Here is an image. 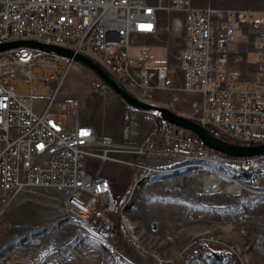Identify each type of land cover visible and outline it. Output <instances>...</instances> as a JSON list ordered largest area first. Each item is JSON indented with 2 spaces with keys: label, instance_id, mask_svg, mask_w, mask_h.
<instances>
[{
  "label": "built area",
  "instance_id": "built-area-1",
  "mask_svg": "<svg viewBox=\"0 0 264 264\" xmlns=\"http://www.w3.org/2000/svg\"><path fill=\"white\" fill-rule=\"evenodd\" d=\"M161 12L182 15L183 47L175 65L148 68L149 46L139 44V56H132L129 47L138 38H157ZM241 24L255 28V35L246 40L254 53L252 62L233 48L235 28ZM19 40L87 56L145 103L154 104L157 94L171 95L172 100L176 93L198 95L200 105L191 107L199 114V124L233 144L264 143V11L255 18L250 11L194 7L190 0H0V44ZM60 60L67 62L61 72ZM73 64L67 57L26 47L0 52V202L55 193L58 197L51 199L60 205L62 226L94 242L110 264H138L116 247L121 232L128 245L156 264H170L187 254L193 259L201 247L231 249L220 235L205 232L190 240L175 259H162L140 243L131 223L137 194L153 175L190 170L203 193L221 192L225 182L228 194L240 195L247 187L245 179L264 172V156L222 155L194 133L157 116L137 146L129 145L136 133L133 123L122 130L129 142L123 144L88 125L71 130L56 119L52 105ZM47 69L54 73L39 77L38 71ZM22 81L28 93L17 94L15 86ZM46 88L48 97L39 100L38 107L34 95ZM90 91L104 98L109 89L94 77ZM61 103L72 115L80 108L75 97ZM124 156L158 159L166 168ZM90 161L97 162L94 172L88 171ZM108 162L135 170V180L124 194H117L111 179L102 175ZM202 219L203 214L189 216V221Z\"/></svg>",
  "mask_w": 264,
  "mask_h": 264
},
{
  "label": "rangeland",
  "instance_id": "rangeland-1",
  "mask_svg": "<svg viewBox=\"0 0 264 264\" xmlns=\"http://www.w3.org/2000/svg\"><path fill=\"white\" fill-rule=\"evenodd\" d=\"M173 21H178L179 26L175 27ZM181 23L182 15L161 12L157 38H138L129 47L130 54L139 56V44L146 45L149 46L148 68L175 65V56L183 47ZM66 65L64 60L58 62L60 72ZM38 73L39 77H48L54 71L47 69L44 72L39 70ZM94 77L84 66L74 62L52 105L56 118L63 125L69 121L71 123L74 117L64 112L62 100L66 97L79 99L87 95L90 98L87 99L89 105L87 101L77 114L100 125L99 130H94L119 144L129 143L122 138L123 128L130 123L136 124V133L129 145L137 146L150 132L155 115L127 107L110 90L101 99L92 95L89 85ZM11 85H14L13 81ZM15 91L17 94L28 93L25 81L15 86ZM48 93L46 88L43 92L35 93L34 98L43 100L48 97ZM176 96L177 99L172 100L171 95L157 94L154 104L198 121L199 114L194 112L191 104L197 103L199 106L201 98L186 93H176ZM124 158L166 168L164 162L158 159L141 156ZM96 166V161H90L88 171L94 172ZM133 170L108 162L101 173L112 180V187L120 195L132 186L135 180ZM244 181L247 187L240 195L233 196L225 191V182L222 183L221 192L203 193L190 170H170L153 175L142 185L137 194L138 202L130 215L140 243L162 259L173 260L195 236L210 232L220 235L232 249L211 247L208 249L211 254L225 253L229 257L217 259L211 254L194 251L193 259H189L188 254L182 255L170 264H234L235 252L239 254L242 264H264V172ZM51 197L58 196L53 192H42L37 196L19 195L7 203L0 202V264H110L94 242L75 237L70 227L62 226L60 205ZM196 214H203V219L189 221V216ZM153 223L154 228L151 226ZM120 234L116 244L119 250L138 264H156L152 260L147 262L135 248L128 245L125 233Z\"/></svg>",
  "mask_w": 264,
  "mask_h": 264
},
{
  "label": "water",
  "instance_id": "water-1",
  "mask_svg": "<svg viewBox=\"0 0 264 264\" xmlns=\"http://www.w3.org/2000/svg\"><path fill=\"white\" fill-rule=\"evenodd\" d=\"M26 47L52 53L72 59L74 62L84 66L97 79L101 80L107 88L115 94L127 107L145 114H153L161 120L167 121L181 129L194 133L206 146L217 153L228 157L252 158L264 156V143L259 145H239L220 139L209 129L197 121L178 115L172 110L141 101L128 90L123 88L102 67L93 60L79 53L57 45L44 44L31 40H19L0 44V52L10 49Z\"/></svg>",
  "mask_w": 264,
  "mask_h": 264
},
{
  "label": "crops",
  "instance_id": "crops-1",
  "mask_svg": "<svg viewBox=\"0 0 264 264\" xmlns=\"http://www.w3.org/2000/svg\"><path fill=\"white\" fill-rule=\"evenodd\" d=\"M190 2L194 7L203 8L206 6H211L214 8H226V9H230V10L250 11L254 14L255 18L258 16V14L260 12L264 11V0H190ZM236 35H237L236 44L233 46V48L238 50L240 53L247 54L249 61L252 62L254 59V53L251 51L250 47L246 43V40L252 38L255 35V28H248L246 26V24H241L240 27L237 26L235 28V36ZM240 67L243 68L244 66H240ZM248 68H249L248 71H252V69H253V67L250 65L248 66ZM242 75H246V73H242ZM89 92L92 95L101 99L100 96L95 95L90 91V85H89ZM86 96L87 95H85L83 98H79V100H81L80 101V110H82L83 107H85L87 101H88L87 104L89 105V100H87V99H90V98H87ZM37 105H38V107L40 106V101H38ZM61 106H62V104H61ZM65 111L67 112L66 106H65L64 112ZM62 113H63V111H62ZM71 116L74 117L73 121H71V123L69 121V123L66 122V124H64V126L68 127L71 130L75 129L79 126H82V125L91 126L96 131L99 130V128H100V125H96L91 120L84 118V117L82 118L78 114L75 116L74 115H71ZM55 117H56V111H55ZM58 121H60V120H58ZM135 176H136V172L133 170V177L135 178Z\"/></svg>",
  "mask_w": 264,
  "mask_h": 264
},
{
  "label": "trees",
  "instance_id": "trees-1",
  "mask_svg": "<svg viewBox=\"0 0 264 264\" xmlns=\"http://www.w3.org/2000/svg\"><path fill=\"white\" fill-rule=\"evenodd\" d=\"M196 252L198 254H211L210 250H208L207 248L205 247H201V248H198L196 250ZM211 255H213L214 257H216L217 259H222L224 257H229L228 254H225V253H212ZM233 261H234V264H239V261L237 260L236 257H233Z\"/></svg>",
  "mask_w": 264,
  "mask_h": 264
},
{
  "label": "bare ground",
  "instance_id": "bare-ground-1",
  "mask_svg": "<svg viewBox=\"0 0 264 264\" xmlns=\"http://www.w3.org/2000/svg\"><path fill=\"white\" fill-rule=\"evenodd\" d=\"M174 22V21H173ZM174 26L175 27H178L179 26V22L178 21H175L174 22ZM208 183H209V181H208ZM212 183V185L215 187L216 185H218V181H213V182H211ZM212 187V186H211ZM211 187H209V188H211ZM235 191L236 192V189H233V188H228V191Z\"/></svg>",
  "mask_w": 264,
  "mask_h": 264
}]
</instances>
